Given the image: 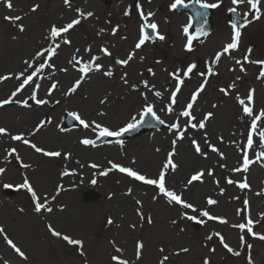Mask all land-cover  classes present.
Here are the masks:
<instances>
[{
  "label": "rangeland",
  "instance_id": "rangeland-1",
  "mask_svg": "<svg viewBox=\"0 0 264 264\" xmlns=\"http://www.w3.org/2000/svg\"><path fill=\"white\" fill-rule=\"evenodd\" d=\"M140 2L146 11L156 13L155 20L160 31L165 34L166 40L146 42L139 50L134 49L139 34L138 26L141 23L139 16L134 10L130 17L123 15L124 10L132 5L134 0H73L71 8L66 6L63 0H14V10L6 9L0 2V75L20 71L24 67L23 60L28 59L35 50L47 46L48 41L45 37L51 23L69 22L75 18L76 8L94 13L93 17L82 20L81 24L71 31L72 45L62 44L58 49V55L53 61L56 70L46 68L41 74L42 78L38 80L41 87L37 98L47 99L49 102L37 106L30 101L31 108H24L15 103L0 108V127L7 128L11 134L24 132L27 135L40 120L50 119V124H45L40 132L29 139L38 147L62 152L59 158H47L29 146L12 141L9 136H0V167L6 169L0 174V227L4 228L8 238L25 251L28 257L27 260L19 257L6 243L4 234H0V264H4L5 261H8V264H112L110 254H114V249L109 243L111 240H115L118 246L125 249V258L135 261V242L138 239L145 242V250L139 264H157L161 256L159 252L161 246L166 252L175 251L180 247L191 249L188 254L171 256L168 264H202L204 256H210L212 264H246L247 252L239 249L240 233L231 227L232 224L243 222V216H237L236 209L244 208L245 198L250 201L252 218L260 220L254 231L264 234V219H260V213H264V195H257L264 193V171H261L264 167L260 168V163H255L250 166L248 173L230 172V169L238 166L242 160V152L237 146L246 144V132L251 121L247 117L243 121L240 120L242 113L235 100L231 96H223L219 91L221 87L231 84L239 75L242 79L236 81L235 91L244 96L248 89L255 88L254 110L258 112L264 108V79H256L260 70L258 65L246 64L245 74L239 71V67L232 59L222 57L221 63L215 68L218 74L209 78V84L195 106L194 114L198 119L207 111L215 112V118L208 123L206 130L210 142L225 153L226 159L222 160L203 144L204 130L189 129L186 138L178 142V155L174 158L180 165L178 170L186 162L182 168L184 174L180 175L177 170L168 177L169 185L183 191L184 197L199 207H206L205 201L208 196L217 199L218 204L212 206L210 210L215 215L226 217L227 224L207 222L205 225L196 226L194 222L179 220L173 225L171 221L179 219L182 210L179 206L168 205L162 197L158 202H154L151 199L156 191L154 188L144 186L118 171H112L107 176L99 175L104 168L110 167L108 161L131 166L149 176L156 175L167 151L171 150V140L175 138L174 133L168 131L167 125L175 122L178 113L190 99L191 93L202 82L199 73L206 71L212 54L220 50L222 44L230 37L228 25L230 12L227 9L233 6L231 0H223L221 8L214 9L211 16V33L197 40L191 53L182 48L184 38L182 28L187 23L188 14L170 9L169 5L173 0ZM33 4L40 5L35 13L30 12ZM237 9V13L242 16L248 10V6L239 5ZM15 14L25 16L23 23L26 32L23 34L3 19L5 15ZM116 25H119V31L113 35L111 28ZM100 28L106 31L99 34ZM14 36L19 38L13 39ZM89 45L92 47L91 55L100 56L101 60L98 62L106 67L111 66L114 75L108 78L101 73L92 74L76 93L65 96L64 93L80 75L68 64V60L76 48L80 49L78 55L88 60L90 54L85 52V48ZM101 46L109 47L113 57L125 58L132 51H135L136 55L127 67H121L114 64L113 58L100 53ZM249 46L253 48V59H264V18L243 29L239 52L234 53L236 58H242V54ZM140 57L144 59L141 60ZM157 60L161 63L157 64ZM192 62L197 64V69L189 78H184L181 93L178 94V103L174 106L175 111L168 113L166 106L175 87V81L170 73L177 72L182 75L187 65ZM149 67L154 69L155 77L147 72ZM232 68H235V71H231ZM61 69H67V72ZM125 71L129 74L130 83L139 84L141 80L147 79L151 84H155V90L163 93L162 97H155L153 91L144 89L143 85H140L138 90H131L122 85L120 77ZM53 82H57L58 87L49 96L48 89ZM17 86L18 81L14 78L0 83V99L7 98ZM31 91V87H27L16 99L28 98ZM142 92H147V102L154 105L157 115L165 123L161 124L160 128L142 130L137 136L124 139L122 145L112 139H109L111 143L102 142L96 147L82 145L79 141L85 137L94 139V133L77 125L71 129L65 128L62 122L65 112H77L82 118L97 120L112 128L120 127L142 109L145 104ZM106 94L110 97V103L101 105L100 100ZM213 104L218 107L213 109ZM100 112H104L105 115H99ZM186 119L180 118L182 126ZM61 127L65 131H60ZM261 127L264 128V124ZM220 136H223V142L219 141ZM190 137L201 141L202 148L208 152L207 158L194 153ZM254 139V148L249 151V156L253 159L260 150L258 136ZM13 147L17 149L23 163L31 165L30 169H23L15 155L6 160L7 151ZM157 147L161 148L160 153L155 151ZM64 153L71 155L65 159ZM196 157L202 159V162L195 161ZM133 160L136 161L135 164H132ZM192 161L193 163H190ZM92 163L100 165V168L93 169L90 167ZM220 164H225L226 167L221 168ZM199 168H212L214 176H205L203 183L196 182L185 189L186 179ZM65 169L70 172L74 170L75 174L61 176L60 173ZM24 175L29 177L41 197L45 193L51 197L55 194L57 185L64 186V191L50 204L53 207L52 213H35L27 190L16 189L18 192L15 195L7 196L4 185L11 184L16 188L15 185L23 182ZM245 176L250 189L241 191L235 185L226 183L228 177L243 180ZM216 179L220 180L219 186L214 183ZM93 180H96L95 184L91 183ZM220 187L226 189L223 195L219 192ZM128 188L133 189L131 194L128 193ZM88 189L96 190L99 198L86 200ZM137 199L143 202V212L152 216L154 220L152 225L139 220L135 204ZM108 217L114 220L113 226H107ZM48 224L73 238L82 239L86 260L78 254L76 246H69L63 240L52 236L48 231ZM131 224L137 225L135 230L130 228ZM216 231L225 236L231 247L241 250L242 255L235 257L228 253L215 237L211 242H207L205 247V236ZM246 239L253 245L254 264H264V241L251 237ZM213 247L216 249L215 253L209 251Z\"/></svg>",
  "mask_w": 264,
  "mask_h": 264
},
{
  "label": "snow or ice",
  "instance_id": "snow-or-ice-1",
  "mask_svg": "<svg viewBox=\"0 0 264 264\" xmlns=\"http://www.w3.org/2000/svg\"><path fill=\"white\" fill-rule=\"evenodd\" d=\"M3 3L4 7L8 10H14V0H0ZM150 2V0H149ZM63 3L69 8L72 7L71 0H63ZM223 4V0H215V2H209V0H173V2L169 5L170 9L175 10L178 7L190 9L193 16L189 18L188 24L184 25L182 31L186 37V43L184 45L185 50L188 53L193 51V41L199 40L201 37H207L210 33L208 32L206 25L208 23V9H219ZM232 7L227 9L230 13H237V6L239 5H247L248 10L243 13L238 19H230L229 26L231 29V35L227 42L223 43L220 50L215 51L210 58V61L207 65L206 71H201L199 73L200 77H202V82L198 87L191 93L190 99L186 102V105L183 107L182 111H180L176 117L175 122L169 123L167 125L168 131L174 133L175 138L171 140L170 148L171 150L167 151L165 159L162 161V165L160 170L156 173V175L149 176L147 173H142L140 170L135 169L131 166H125L121 163H115L113 161H108L110 167L104 168L99 172L101 176H107L112 171H118L122 174H125L127 177L132 180L141 183L144 186H149L154 188L156 191L152 196V200L154 202H158L162 197L170 206H179L182 210L180 212L179 219H173L171 223L176 225L179 220H187L190 222H196L200 225H205L207 222H218L220 224H227L228 220L226 217L218 216L212 213L210 210L212 206L218 204V200L213 198L212 196H208L206 198V207H199L187 200L183 191L178 190L174 185H169L168 177L170 174L175 173L180 165L175 161V157L178 155L177 152V144L180 141H183L189 129L192 130H204L202 142L203 144L211 150L212 153H216L222 160L226 159L225 153L220 150L215 144L211 143L209 140V134L207 132L208 123L215 118L214 111H207L202 118L198 119L194 114L195 106L198 103L199 98L202 93L205 92L206 86L209 84V78L216 76L218 73L215 71L217 65L221 63L222 57L230 58L234 61V64L239 67V71L241 73H247L246 64L250 65H258L260 66V70L258 75L256 76L257 80L264 79V59L252 58L253 48L249 46L246 51L242 54V58L237 59L234 53L239 52L241 38L243 34V29L253 23L254 21H259L261 18H264V0H231ZM39 4H33L30 8V12L35 13L39 9ZM133 10L138 14L141 23L139 24V34L137 42L134 45L135 50H139L146 44V42H155L159 40L161 42L166 40L165 34L160 31V27L158 22L155 20L156 13L153 11H146L143 7L140 0H134L132 5H129L127 9L124 10L123 15L125 17H130L132 15ZM76 16L75 18L70 19L67 23H51L48 28V33L45 39L48 41L46 47H41L38 50H35L34 53L28 58L23 60L24 67L14 73H8L6 75H0V83L8 81L9 79H15L18 81V86L15 87V90L10 93V95L5 99H0V108H3L10 104H17L24 108H31L32 105L30 101L34 102L37 106L46 105L49 101L43 98H37V93L41 87V84L38 83V80L42 78L41 74L44 69H52L56 70V66L54 64V58L58 55V49L61 48L62 44L66 46L72 45V40L70 39L71 31L74 30L77 26H79L82 20L91 18L94 16L92 11H82L80 8L75 9ZM193 18L196 20V27L194 32H190V28L192 27ZM4 21L9 22L14 27L17 28L18 32L23 34L26 32V26L23 23L25 16L20 14L15 15H5L3 17ZM111 23V21H109ZM106 30L104 28H100L99 34H103ZM119 31V25L111 28V33L116 35ZM18 36H14L13 39H18ZM126 39V37H125ZM59 40V42H58ZM100 53L103 56L113 58L114 64L127 67L130 62L133 60L136 55L135 51L129 52L125 58L113 57V53L109 50L107 46H101L99 49ZM80 49L76 48L75 53L72 55L71 59L68 60V64L78 71L79 78L75 80V82L67 89L64 93L65 96L74 94L77 92L79 88H81L82 84L91 78L92 74L101 73L103 76L111 78L114 75L113 69L111 66H105L103 63L98 61L101 60L100 56L91 55L92 47L89 45L85 48V52L90 54V58L88 60H84L81 56H79ZM141 60L144 57H140ZM157 64L161 63L160 60L156 61ZM197 69V64L195 62L189 63L186 67V70L183 71L182 75L177 72L170 73V76L175 81L174 90L170 93V100L166 106V110L168 113H173L175 111L174 106L178 103V94L181 93L182 85L184 84V78H189L194 70ZM62 71L67 72V69H61ZM231 71H235V68L230 69ZM147 72L155 77L156 73L153 68L149 67ZM242 79L241 76L237 75L235 80L219 89L220 93L225 97H232L236 104L239 106L241 110V115L239 117L240 120H244L245 117L249 118L251 123L247 128L246 132V144L238 145V149L242 152V160L238 166L230 169L232 173H248L250 166L255 163H260L264 166V128L261 127L264 124V108H261L258 112L254 110L255 105V88H250L247 90L246 94L242 96L238 91H235L237 88L236 81H240ZM122 85L127 86L131 90H138L140 85H143L144 89L153 91L155 97H162L163 93L161 91L155 90V84H151L149 80L144 79L137 83L129 82V74L127 71L123 72L120 77ZM27 87H31V95L25 99H16L18 94H21ZM58 83H51V87L48 89V95L51 96L53 90L57 89ZM235 91L234 96L232 95ZM141 95L144 98L145 104L142 109L135 115H132L129 121L123 124L120 127L112 128L103 122H99L97 120H88L82 118L77 112H72L68 114L69 120L78 121L77 126H82L84 129L91 130L95 138H83L79 142L85 146L96 147L98 141H104L107 143H111L112 141L107 138H116V143L123 144L124 141L120 139L125 134L130 132H135L138 128L147 126H154L152 124V120H155L159 124H164L165 121L157 115V112L154 110V105L148 103V95L147 92H142ZM59 103V101H56ZM110 103L109 95H105L101 100V105H106ZM218 106L216 104L212 105L213 109H216ZM164 111V109H161ZM99 115H105L104 112L98 113ZM151 117L152 120L147 119ZM187 118L183 126L181 124L180 118ZM51 120H40L34 127L33 130L29 131L27 135L24 132H18L16 134H11L9 130L5 127H0V136H9L12 141L20 142L23 145L29 146L36 153L41 154L47 158H59L62 156V152L58 150H46L43 147H38L36 143L32 142L29 137L34 136L36 133L40 132L45 124H50ZM60 131H65L63 127L60 128ZM258 136L259 138V152L255 154L254 159L250 158L249 151L254 148V137ZM220 142H223V136L218 137ZM190 143L194 153L203 158L208 157V152L202 148L201 141L194 137H190ZM235 143V141H233ZM157 153L161 152V148L157 147L155 149ZM15 155V159L20 162V166L27 170L31 168L30 164L23 163L20 154L18 153L15 147L10 148L7 151L6 160L8 157H12ZM70 153H64L63 156L65 159L70 157ZM136 161L133 160L132 164H135ZM221 168L226 167L225 164L219 165ZM83 167V166H81ZM93 169L100 168V165L96 163H92L90 165ZM6 171L5 168L0 167V174H3ZM75 174L74 170L70 172L65 169L60 173L61 176H69ZM205 176L213 177L214 170L212 168H199L190 173L189 177L186 179L184 184V188L187 189L189 186H192L194 183H203ZM91 183L95 184L96 180H93ZM214 183L219 186L220 180L216 179ZM226 183L228 185H235L241 191L250 189V184L248 182L247 176L243 178V180H233L231 177L226 178ZM5 188H12L13 185L5 184ZM17 190H27L30 194L31 200L33 202V207L35 213L39 214L42 212L52 213L53 207L50 206L51 202L55 201L57 197L60 195L62 191H64V186L62 184L57 185L55 189V194L51 197L48 194H44L43 197L38 195L36 189L33 187L29 177L27 175L23 176V182L15 185ZM128 193L131 194L133 192L132 188H128ZM226 189L223 187L219 188V192L221 195L225 193ZM257 195H264V193H257ZM43 199V202H41ZM234 199H239V197H234ZM137 205V215L141 222H147L149 225L154 223L152 216L146 215L142 208L143 202L139 199L135 201ZM243 209H236L237 216H243V222L232 224L231 227L233 229H237L240 233L239 235V249L246 250L247 254L245 256L246 264H254L252 249L253 245L248 242L246 237H251L253 239H258L260 241H264V234H261L257 231H254V228L257 224L260 223V220H254L250 213V201L245 198L243 200ZM23 211V209H21ZM247 213V214H245ZM260 219H264V213H260ZM114 220L111 217H108L106 220L107 226H113ZM142 226V223H141ZM137 227L136 224H131L130 228L135 230ZM48 231L52 236L59 238L67 243L69 246H76L78 250V254L82 257H85L86 253L84 250V241L82 239L73 238L69 234H64L61 231L56 230L52 224L47 225ZM184 231V229H181ZM0 234H4V239L6 243L19 255V257L27 260L28 257L25 251H22L20 247L17 246L16 243L13 242L12 239L8 238L7 234H5V230L3 227H0ZM217 238L219 244L230 254L235 257H240L242 255L241 250L234 249L226 242L225 236L222 235L219 231L212 232L205 236V247H207V242H211L213 239ZM112 244L114 249V254H110V260L112 264H139L143 257V253L145 250V242L143 239H138L135 242V261H130L125 258V249L121 246L117 245L115 240L109 241ZM191 251L189 247H180L179 249L171 252H166L165 248L161 246L159 248V252L161 256L158 258L157 264H168L171 256H180L182 254H188ZM209 251L211 253H215L216 249L210 248ZM4 264H8V261H5ZM202 264H212L210 256H204L202 259Z\"/></svg>",
  "mask_w": 264,
  "mask_h": 264
},
{
  "label": "bare ground",
  "instance_id": "bare-ground-1",
  "mask_svg": "<svg viewBox=\"0 0 264 264\" xmlns=\"http://www.w3.org/2000/svg\"><path fill=\"white\" fill-rule=\"evenodd\" d=\"M195 161H197V162H202V159H198L197 157H196V159H195ZM190 163H193V161L192 162H190ZM185 164H186V162L183 164V167L185 166ZM182 167V168H183ZM264 166H262L261 164H260V168H263ZM182 168H180L178 171V173L180 174V175H183L184 174V171H183V169ZM190 168V166H188V169ZM264 169V168H263ZM263 169H261V171H264ZM180 171H183V173L182 172H180Z\"/></svg>",
  "mask_w": 264,
  "mask_h": 264
},
{
  "label": "water",
  "instance_id": "water-1",
  "mask_svg": "<svg viewBox=\"0 0 264 264\" xmlns=\"http://www.w3.org/2000/svg\"><path fill=\"white\" fill-rule=\"evenodd\" d=\"M209 13V12H208ZM68 124H70L69 122L67 123V125ZM135 135V134H134ZM11 193V192H10ZM90 199H94L95 198V196H91V197H89Z\"/></svg>",
  "mask_w": 264,
  "mask_h": 264
}]
</instances>
